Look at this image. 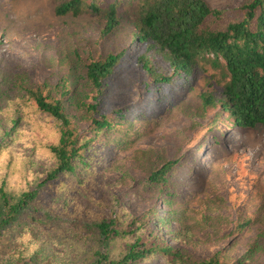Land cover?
I'll return each mask as SVG.
<instances>
[{"label": "trees", "instance_id": "1", "mask_svg": "<svg viewBox=\"0 0 264 264\" xmlns=\"http://www.w3.org/2000/svg\"><path fill=\"white\" fill-rule=\"evenodd\" d=\"M87 11L104 19L102 36L121 28L122 19L132 25L139 47L133 48V61L155 88L148 93L171 85L190 87L197 75L208 74L219 89L200 94L205 111H215L217 120L225 118L244 132L264 129V0H244L230 12L214 8L209 0H65L55 8L59 16ZM125 55L110 52L84 65L91 102L77 101L80 95L68 80L56 87L58 96L48 84L22 86L26 105L61 127L52 143L36 138L28 156L11 147L17 128L1 134L0 264H151L156 258L159 264H248L264 253L262 230L234 263L225 258L227 249L198 259L159 240L148 219L131 215L102 180L99 167L113 155L106 156L94 143L115 123L100 115V99ZM65 100L87 110L91 136L79 133ZM16 113L14 125L24 116L19 106ZM39 150L54 165L31 186L30 168ZM174 164L154 170L149 186L169 190ZM173 198L166 194V200ZM250 223L237 224L231 234Z\"/></svg>", "mask_w": 264, "mask_h": 264}, {"label": "rangeland", "instance_id": "2", "mask_svg": "<svg viewBox=\"0 0 264 264\" xmlns=\"http://www.w3.org/2000/svg\"><path fill=\"white\" fill-rule=\"evenodd\" d=\"M63 1L0 0V140L3 132L17 128L11 147L27 156L36 138L55 141L61 123L26 105L22 86L48 84L58 96L56 87L68 80L80 95L77 101L91 102L84 65L91 58L124 51L100 99V115L115 123L94 143L106 156L113 155L99 167L102 180L131 215L148 219L159 240L198 259L227 249L225 258L234 263L264 230V129L244 132L225 118L217 120L215 111H205L200 94L219 89L208 74L197 75L190 87L171 85L161 93H148L155 88L133 61V48L139 47L128 20L102 36L100 16L89 11L57 15L55 8ZM209 2L230 12L244 0ZM17 105L24 116L14 125ZM65 108L79 133L91 136L87 110L70 100ZM119 138L124 140L120 145ZM169 161L175 162L170 188L159 192L148 180ZM53 165L49 154L39 150L30 168L31 186ZM169 193L175 198L166 200ZM247 220L251 223L244 230L231 234ZM159 262L156 258L150 263ZM248 264H264V253Z\"/></svg>", "mask_w": 264, "mask_h": 264}]
</instances>
